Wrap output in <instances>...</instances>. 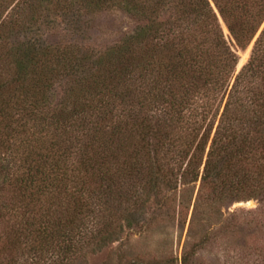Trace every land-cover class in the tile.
Returning a JSON list of instances; mask_svg holds the SVG:
<instances>
[{
    "label": "trees",
    "instance_id": "1",
    "mask_svg": "<svg viewBox=\"0 0 264 264\" xmlns=\"http://www.w3.org/2000/svg\"><path fill=\"white\" fill-rule=\"evenodd\" d=\"M108 7L139 24L98 51L85 15ZM58 19L78 41H50ZM263 218L264 0H0V264H76L175 220L183 264H264L235 243Z\"/></svg>",
    "mask_w": 264,
    "mask_h": 264
},
{
    "label": "rangeland",
    "instance_id": "2",
    "mask_svg": "<svg viewBox=\"0 0 264 264\" xmlns=\"http://www.w3.org/2000/svg\"><path fill=\"white\" fill-rule=\"evenodd\" d=\"M85 20L88 21V28H85L88 44L98 51H104L120 43L139 24L137 18L118 7H108L99 11L91 10L85 15ZM60 21L58 19V24L52 25V27L43 26L50 41L56 44H69L72 40L78 41L75 36L73 39V35L64 30L66 25ZM225 27L223 23L224 30ZM225 33L231 41L228 29L225 30ZM252 48L251 46L245 51L238 50L240 56L238 71L249 61ZM259 206V200L251 199L247 202L235 203L228 211L232 212L238 208L252 210ZM225 212L227 211L225 210ZM165 226L159 232L147 236L126 233L122 240L109 247L88 252L85 258L76 264H183L184 245L189 233L188 224L185 225L183 222L175 220L168 222ZM239 234L235 243L240 248L248 246L250 263H253L258 259L255 255L258 253L257 248H264V218L259 225L246 227ZM232 248L230 247L229 250ZM219 252V249L213 247H209L207 251H198L193 264H230L233 253L230 251V254H227L229 256L224 257V254Z\"/></svg>",
    "mask_w": 264,
    "mask_h": 264
}]
</instances>
